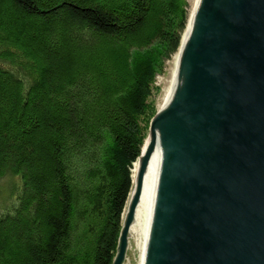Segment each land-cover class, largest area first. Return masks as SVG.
<instances>
[{
    "label": "trees",
    "instance_id": "trees-1",
    "mask_svg": "<svg viewBox=\"0 0 264 264\" xmlns=\"http://www.w3.org/2000/svg\"><path fill=\"white\" fill-rule=\"evenodd\" d=\"M187 0H0V264H113Z\"/></svg>",
    "mask_w": 264,
    "mask_h": 264
},
{
    "label": "water",
    "instance_id": "water-1",
    "mask_svg": "<svg viewBox=\"0 0 264 264\" xmlns=\"http://www.w3.org/2000/svg\"><path fill=\"white\" fill-rule=\"evenodd\" d=\"M191 17L113 264L128 245L135 264H264V0H197Z\"/></svg>",
    "mask_w": 264,
    "mask_h": 264
},
{
    "label": "bare ground",
    "instance_id": "bare-ground-1",
    "mask_svg": "<svg viewBox=\"0 0 264 264\" xmlns=\"http://www.w3.org/2000/svg\"><path fill=\"white\" fill-rule=\"evenodd\" d=\"M196 1L197 0H193L192 7L189 10V15H188L189 19H188L187 25L185 27V31H184V33L182 35V38H181V45H180L178 51L176 52V54L174 55L173 60L170 62V65H172V66L170 68V73H169V76H168L169 78H168V81H167V85L164 87V94H163V98H162L163 103L158 109V113H160L161 115L168 108L169 97H170V94H171V91H172L171 87H172V84H173V81H174V74H175V71L177 69V66H178L177 63H178V60H179V57H180V50H181L183 42H184L183 40H184V36L186 34V31H187V27H188L189 22H190V20L192 18L191 16H192V13H193L194 8H195ZM160 134H161L160 132H157V136H156L157 138H156V141H155L154 150H155L156 146L159 143ZM139 169H140V162L138 161V162H136L134 164V166L132 168L133 180L134 181L136 180V178H137V176L139 174L138 173Z\"/></svg>",
    "mask_w": 264,
    "mask_h": 264
},
{
    "label": "rangeland",
    "instance_id": "rangeland-1",
    "mask_svg": "<svg viewBox=\"0 0 264 264\" xmlns=\"http://www.w3.org/2000/svg\"><path fill=\"white\" fill-rule=\"evenodd\" d=\"M187 1H188L189 5H190V8H191L193 0H187ZM172 60H173V58L166 63L167 68H166L165 74L162 75L161 77H159L158 80H157V85L160 86V88L162 89L160 94L154 96V100L156 101L157 111H158L159 107L163 103L162 98H163V94H164V87L167 85V81H168V78H169L168 76H169V73H170V68L172 66V65H170V62ZM128 204H129V202H128ZM128 204H127V206H128ZM126 212H127V210H126ZM125 215H126V213H125ZM125 215H124V217H125ZM122 264H135V257L133 256V250H132V246L131 245H128V247H127V250H126V253H125V260H124V262Z\"/></svg>",
    "mask_w": 264,
    "mask_h": 264
}]
</instances>
